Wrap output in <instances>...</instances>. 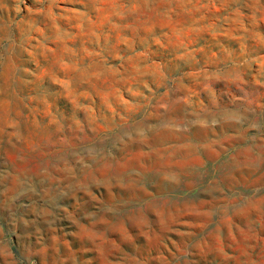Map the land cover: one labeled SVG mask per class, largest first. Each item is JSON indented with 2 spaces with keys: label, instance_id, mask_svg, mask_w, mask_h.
<instances>
[{
  "label": "rangeland",
  "instance_id": "1",
  "mask_svg": "<svg viewBox=\"0 0 264 264\" xmlns=\"http://www.w3.org/2000/svg\"><path fill=\"white\" fill-rule=\"evenodd\" d=\"M0 264H264V0H0Z\"/></svg>",
  "mask_w": 264,
  "mask_h": 264
}]
</instances>
